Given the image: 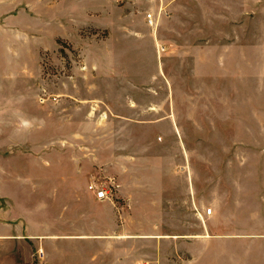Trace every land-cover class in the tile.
<instances>
[{
	"label": "crops",
	"instance_id": "crops-1",
	"mask_svg": "<svg viewBox=\"0 0 264 264\" xmlns=\"http://www.w3.org/2000/svg\"><path fill=\"white\" fill-rule=\"evenodd\" d=\"M125 4L123 18L85 10L105 23L75 37L0 22V264H264V232L232 224L264 182L214 161L212 139L182 128L196 103L176 99L264 62V0ZM54 52L71 63L59 87L40 62ZM108 182L112 200L88 190Z\"/></svg>",
	"mask_w": 264,
	"mask_h": 264
},
{
	"label": "rangeland",
	"instance_id": "rangeland-1",
	"mask_svg": "<svg viewBox=\"0 0 264 264\" xmlns=\"http://www.w3.org/2000/svg\"><path fill=\"white\" fill-rule=\"evenodd\" d=\"M126 1L0 0V22L8 23L6 27H12L13 23H20L26 27L29 35L34 34L31 27L39 25V31L46 40H50L55 33L75 37L74 29L78 24L105 23V19L89 16L84 13L85 10H90V15H94L95 12L97 15H104L111 19L116 18V15L123 18ZM115 6L118 8V14H112ZM104 9L105 11H102ZM78 33L90 39L94 31L88 27H82ZM95 37L101 40L104 46L107 43V30H100ZM40 62L46 73L51 76L52 85L59 87L62 77L69 74L71 63L68 58L61 56L60 52H54L42 55ZM7 64L2 63L0 69H7ZM148 69L152 70V63L148 64ZM203 69L202 65L198 71ZM228 70L243 71V75L230 74L223 80V85L219 78L206 81L198 77L190 83L187 81L181 86H176L181 88L177 101L194 102L197 105L195 110L187 111L188 114L182 116V128L188 135H203L211 138L212 141L207 143L212 145L213 153L218 152L214 161L219 160L220 151H222L223 160L226 159L229 162L232 172L230 176L235 174L236 170L243 173L241 177L236 176V181L244 184L257 182V180L264 182V62L254 63V70H252V63H244L242 67L237 63H229ZM158 98L156 96V99ZM207 104L211 108H204ZM184 112L180 114L183 115ZM189 114L191 120L187 118ZM103 132H106L105 129ZM192 144L196 145L197 149L200 148L199 143ZM110 184L113 185L111 194L113 199L114 184L108 182L107 185ZM250 191L243 190L246 194L243 204L249 207L247 211L245 210L243 220L232 224L234 228L246 230L249 233L264 232V220H260L261 215L256 212L259 206H264V200L249 197ZM258 192L262 193V199H264V191ZM219 232H223V229H219Z\"/></svg>",
	"mask_w": 264,
	"mask_h": 264
},
{
	"label": "built area",
	"instance_id": "built-area-1",
	"mask_svg": "<svg viewBox=\"0 0 264 264\" xmlns=\"http://www.w3.org/2000/svg\"><path fill=\"white\" fill-rule=\"evenodd\" d=\"M147 18L149 20L150 15H147ZM112 188H113L112 184H110L109 186L108 185L103 186V185H95L91 183L88 185V190L92 192L95 198L98 200H112V195H111ZM206 213L209 214L210 210L208 209Z\"/></svg>",
	"mask_w": 264,
	"mask_h": 264
}]
</instances>
